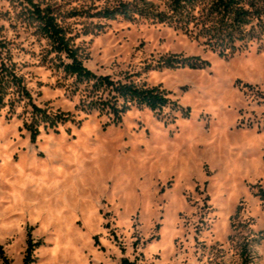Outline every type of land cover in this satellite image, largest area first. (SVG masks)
Here are the masks:
<instances>
[{
  "label": "rangeland",
  "instance_id": "1",
  "mask_svg": "<svg viewBox=\"0 0 264 264\" xmlns=\"http://www.w3.org/2000/svg\"><path fill=\"white\" fill-rule=\"evenodd\" d=\"M135 1L32 0L97 75L161 88L157 110L89 109L91 85L64 71L32 2L0 0V64L22 79L0 106L4 257L23 264L30 233L32 264H244L245 249L264 264V42L221 54L195 22L101 15ZM34 105L63 118L35 122Z\"/></svg>",
  "mask_w": 264,
  "mask_h": 264
},
{
  "label": "trees",
  "instance_id": "2",
  "mask_svg": "<svg viewBox=\"0 0 264 264\" xmlns=\"http://www.w3.org/2000/svg\"><path fill=\"white\" fill-rule=\"evenodd\" d=\"M31 1L32 0H28ZM261 1L248 0H168V11L157 10L154 4L147 0H139L134 3H119L113 8H107L101 13L103 17L114 18L118 15L129 17L131 13L158 17L161 20H169L183 29H187L191 22L200 27V34L206 38L205 44L221 54L230 50H242L248 48L253 41L264 42V6ZM34 15L40 22L42 34L50 41L52 48L57 54L65 55L68 61H62L64 71L76 77L79 82H86L91 85V101L87 103L89 109L108 108L114 112L127 110L131 105L139 107L147 106L157 110L166 106L169 102L166 93L159 87L139 86L133 82L123 83L114 81L110 76L97 75L84 65L76 48L70 43L65 29L58 23L56 16L50 7L41 8L32 2ZM205 4V14L195 15L196 8ZM248 6V7H247ZM254 20L260 27V32L254 34V27L247 30V26ZM256 26V25H255ZM258 30V29H257ZM258 34V35H257ZM169 65L172 67L189 65L192 68H201L205 62L199 57H187L174 59ZM4 61V60H3ZM22 79L17 75L14 66L4 62L0 64V106L3 105L8 96H12L15 89L21 85ZM108 91L105 96L104 92ZM123 105L120 108V102ZM33 116L35 122H52L63 118L61 113L52 116L43 108L34 105ZM259 195L264 200V190L260 188ZM36 245L32 235L28 233L27 252L23 264H32L35 259L33 251ZM0 256L5 264L8 259L4 257V250L0 245ZM243 263L249 264L246 249L243 250ZM122 264H136L124 259Z\"/></svg>",
  "mask_w": 264,
  "mask_h": 264
}]
</instances>
